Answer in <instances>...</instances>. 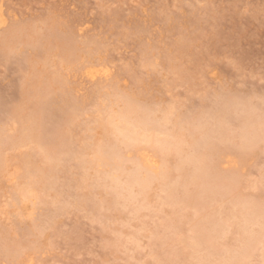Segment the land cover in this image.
<instances>
[{"label":"rangeland","instance_id":"374dc122","mask_svg":"<svg viewBox=\"0 0 264 264\" xmlns=\"http://www.w3.org/2000/svg\"><path fill=\"white\" fill-rule=\"evenodd\" d=\"M59 44L76 50L64 52L74 63L62 62ZM114 91L136 97L179 153L146 199L110 208V178L81 162L91 158L85 143L111 146L101 123ZM29 118L39 128L14 145ZM254 119L264 122V0H0L1 147L11 156L0 177V264H264V136L241 146ZM60 136L47 202H15V158L30 154L44 171V146Z\"/></svg>","mask_w":264,"mask_h":264},{"label":"bare ground","instance_id":"6f19581e","mask_svg":"<svg viewBox=\"0 0 264 264\" xmlns=\"http://www.w3.org/2000/svg\"><path fill=\"white\" fill-rule=\"evenodd\" d=\"M2 25V24H1ZM27 30V29H26ZM24 33V32H23ZM18 34L15 33L13 37H16ZM19 38V37H18ZM61 41V40H60ZM64 42V41H63ZM66 42V41H65ZM69 42V41H67ZM8 43V42H7ZM62 44V43H61ZM68 44V43H66ZM75 45V44H74ZM59 50H60V53H59V56L60 58L62 59V62L64 63H74L72 62V58H70V52H66V49L70 48L71 50V47H67L65 49V51L63 52V45H57ZM65 46V45H64ZM76 47V46H75ZM57 48V47H56ZM58 50V52H59ZM69 50V49H68ZM71 51H74L73 49ZM76 52V50L74 51V53ZM64 53V54H63ZM58 56V57H59ZM72 57V56H71ZM71 59V60H70ZM74 59V58H73ZM61 61V60H60ZM81 61V60H80ZM83 61V60H82ZM61 62V63H62ZM65 65V64H64ZM40 67V66H39ZM69 67V66H68ZM43 69V67H40ZM67 68V67H66ZM42 72V70H41ZM37 73V72H36ZM33 75V74H32ZM37 75V74H36ZM39 76V75H38ZM41 76V75H40ZM94 77V74L92 75ZM57 76H55L56 78ZM33 78V77H32ZM53 79V78H52ZM58 79V78H56ZM54 80L55 82L57 80ZM38 80V79H37ZM59 80V79H58ZM36 81V79H35ZM53 81V80H52ZM35 83V82H34ZM33 84V83H32ZM53 84V82H52ZM56 84V83H55ZM53 84V85H55ZM51 86V85H50ZM123 90V89H122ZM116 91L112 92V94L114 93L115 94ZM118 92H116L115 94V97L117 96L118 98L116 99H119V100H109L110 102V106L108 104V110L106 109L104 111L103 109V113L106 112L105 114H107L106 116V119L101 123V125L104 126L105 128V132H107L109 135H112V137L114 138H111V146H108L109 149H106L105 146H104V142L101 143V142H97V141H94L93 142H88V143H85L88 144L87 147H84V155L85 153H88L91 158L89 159L88 157V160H83V162H81L82 160H80L81 165H83L82 167H84V169H88V171L91 169H93V172L95 171L96 173H94V175L91 174V177L92 176H95L97 173H101V177L100 176H96V178L99 179H105L106 177L110 178V182L108 183V186L109 188H114L116 189L115 191V196L112 198L110 197V199H112L111 201L107 200V207H110L112 208L111 206L113 204H119L120 202L123 203V205H125L126 207H128L127 205H129V203H131L132 201H134L136 199V201L138 200L137 198H140L141 196V201L142 199H146L147 197V194H150L148 192L151 185L154 183V181H162V182H166V180H168V177H169V173H170V169H167V161L169 160V156L172 154L171 152H175V150L173 149V151H171L170 149L172 148V146L175 144V138L174 136L176 135H170L169 134V137L172 136L174 138V140H171L168 138V135H167V138L165 139H162L160 137V134L163 135L164 133L163 132H160L158 129H155V124L158 123V121L156 123H154V119H148L147 118V114L145 113H141L140 112V109H138V101L134 98V96L129 95L127 93H124L123 94H117ZM103 93H101L102 95ZM109 95V93H106ZM113 94V95H114ZM105 95V94H103ZM107 95V96H108ZM134 95H136V93H134ZM110 97H111V94H110ZM109 97V98H110ZM113 98V97H112ZM108 99V98H107ZM106 99V100H107ZM119 101V102H118ZM121 103L122 102V107H118L120 109H117V111L113 110V106H117L116 103ZM137 102V103H136ZM120 105V104H119ZM120 105V106H121ZM102 107V106H100ZM98 107V108H100ZM222 107V106H221ZM117 108V107H116ZM102 110V109H101ZM100 110V111H101ZM227 110V109H226ZM99 111V112H100ZM226 113V112H225ZM102 114V113H101ZM168 115V114H167ZM225 115V114H224ZM71 117H69V120H70ZM104 118H105V115H104ZM253 119V118H252ZM259 119V118H258ZM258 119H254V120H251V121H248L244 127H243V132L241 134V137H242V142H241V146H248L249 147V150H250V147H252L254 149V146L256 144V142L258 140H260L261 138H263L264 136V122H260V121H257ZM34 119L33 118H29V120L27 119L23 125L21 126V128L19 129V131L17 132V135L12 139H13V144L15 145L16 142H21L23 137L25 135H28L30 134V132L32 134H34L35 132V127L39 128V126L36 124H34ZM156 120V119H155ZM161 120V119H160ZM200 120V119H199ZM101 121V120H100ZM166 121V118L165 120ZM224 121V119H223ZM160 122V121H159ZM222 122V121H221ZM164 124V122H162ZM224 123V122H223ZM159 125V124H158ZM162 125V124H161ZM160 127H163V126H160L159 125V128ZM36 128V129H37ZM91 131V128L88 129V131ZM223 133V132H221ZM59 134V133H58ZM205 134V133H204ZM225 134V133H224ZM231 134V133H230ZM201 136V135H200ZM62 136L59 137L58 139V143L57 144H48L46 143V145L44 146L45 149H46V153L45 155L43 156V159L46 161L47 164L51 163V165H49L50 167L47 168L46 170H41V168L39 167V164H37L35 162V160L33 159L32 155L30 154H25V156H18L17 159L19 162V165L21 167H23V172L21 173V177L19 178H22V180H20L19 182V179H18V183H20V185L18 184L17 185V188L16 186L13 188V191H14V195H15V192H16V195H19V196H14V201H21V203L23 201H30L31 204L32 202H34L35 199H38L39 201H41L42 203H45L47 202V198L46 197H49L50 194V185H49V182L52 181L50 179L54 178L55 177V168H56V163H55V166L53 165L54 161H55V153L58 152V150L62 147H65L66 143L64 141L63 138H61ZM109 137V136H108ZM111 137V136H110ZM109 137V138H110ZM164 137V135H163ZM226 137V136H225ZM90 139H92V137L90 136L89 137ZM108 138V139H109ZM201 138V137H200ZM203 138V137H202ZM224 138V137H223ZM231 139V138H230ZM228 140V139H227ZM105 142H109L108 140L105 141ZM233 142V141H232ZM3 143V138H2V134L0 132V177L2 175L3 172H5L6 168H7V164H9L10 162V158H6L4 155H3V152H2V145ZM231 143V142H230ZM108 144V143H107ZM142 144H145V145H150V147H148L150 150H148L149 152H147L146 149L142 148L141 145ZM177 144V143H176ZM225 144V142H224ZM228 144V143H227ZM12 145V146H14ZM109 145V144H108ZM258 145V144H257ZM11 146V147H12ZM174 147V146H173ZM244 147V148H245ZM216 148V147H215ZM212 151L214 150V148H211ZM220 150L219 153L221 152H224L225 150H223L222 148H218ZM229 149V148H228ZM243 149V148H241ZM217 151V152H218ZM207 152L209 153V151H206V154L202 155L201 157L199 156V159L196 160L195 159V162L197 164V167H196V170L199 171L197 174H202L205 173L207 167H209V162H206V156H207ZM216 152V149L214 150V153ZM177 153H179V151L177 150V152H175V154L173 155H176ZM212 152V154H214ZM87 154V155H88ZM210 154V153H209ZM250 154V153H249ZM217 155V154H216ZM238 156V154H236ZM86 156V155H85ZM214 156V155H213ZM154 157L156 158H160L162 161L161 162H158V166H157V163L153 160L155 159ZM239 160L241 159V161L243 160V156L240 154L239 156ZM172 158V157H171ZM14 159V158H13ZM128 159V160H132L133 161V166H132V169H128V168H125V161ZM189 159V157H188ZM15 162V160H13ZM132 161L130 162L132 164ZM182 161V160H181ZM188 161V160H187ZM189 162V161H188ZM18 164V163H17ZM211 164V163H210ZM166 165V166H165ZM212 165V164H211ZM176 169H177V172L182 170V171H185V168L183 166V164H178L176 165ZM215 167V166H214ZM90 168V169H89ZM172 170V169H171ZM181 171V172H182ZM187 171H188V168H187ZM216 172H219V171H216ZM7 173V172H6ZM87 173V172H86ZM90 173V172H89ZM223 173V172H222ZM221 172L217 173V176H224ZM46 175L43 177V175ZM84 174V177H87L85 173ZM88 174V173H87ZM97 174V175H98ZM182 174V173H181ZM203 175V174H202ZM226 175V178L227 177V174L225 173ZM48 177V179L45 180V178ZM187 174L185 175V177L183 176H180L181 178L183 177V179L180 178V180H184V182H182L181 184L183 185L184 184H188L189 180L185 183V178H186ZM17 177V176H16ZM83 177V178H84ZM56 178V177H55ZM54 178V179H55ZM107 178V179H108ZM159 178L163 179L164 180H159ZM195 178V177H194ZM218 178V177H217ZM225 178V177H224ZM187 179V178H186ZM201 179V178H200ZM231 179V178H230ZM235 179V178H234ZM81 180V178H80ZM85 180V179H84ZM83 180V181H84ZM87 182L89 181V179H86ZM17 181V180H16ZM49 181V182H48ZM201 181V180H200ZM204 181V180H203ZM216 181V180H215ZM221 181V179H220ZM1 182V180H0ZM15 182V181H14ZM82 182V181H81ZM90 182V181H89ZM88 182V183H89ZM95 182V181H94ZM107 182V181H106ZM161 182V183H162ZM164 182V183H165ZM181 182V181H180ZM236 182V181H235ZM53 183V182H52ZM83 183V182H82ZM103 183V182H100V184ZM180 184V186H181ZM232 184V183H231ZM105 187L106 185L103 184ZM87 186V185H86ZM161 186H165V188H167L166 186L168 185H163V183L161 184ZM160 186V187H161ZM96 187V186H95ZM200 187V186H199ZM209 187V186H207ZM80 188V187H79ZM137 189V194H135L133 192L134 189ZM159 188V187H158ZM175 188V187H174ZM16 189V190H14ZM52 189V188H51ZM178 189V188H177ZM209 189V188H208ZM106 190V189H105ZM152 190V189H151ZM162 190H164L162 188ZM169 190V188H168ZM173 188H170L169 190V195L171 196V194L173 193ZM49 191V192H48ZM102 191V190H101ZM231 191V190H230ZM166 192H167V189H166ZM235 192V191H234ZM93 193V192H92ZM112 193V192H111ZM114 193V192H113ZM135 194V195H132V194ZM176 193V192H175ZM205 193V192H203ZM57 194V193H56ZM109 195V193H107ZM60 195V194H58ZM113 195V194H112ZM168 195V196H169ZM189 195V194H188ZM78 196V195H77ZM19 197V198H17ZM45 197V198H44ZM56 197V196H55ZM150 196H148L149 198ZM237 197V196H236ZM88 198V197H87ZM104 198V197H103ZM158 198V197H156ZM167 199V198H166ZM106 200V199H105ZM102 201V200H101ZM140 201V200H139ZM138 201V202H139ZM147 201V200H145ZM135 202V201H134ZM185 202V201H184ZM251 202V201H250ZM88 203V202H87ZM97 203V202H96ZM140 203V202H139ZM169 203V201H168ZM187 203V202H186ZM23 204V203H22ZM30 204V203H29ZM30 206L34 207V204ZM132 204V203H131ZM173 204V203H172ZM13 206V209L16 210V214H17V210L19 211V209H16L15 208V205L14 203L12 204ZM20 205V204H18ZM104 205V204H103ZM250 205V204H249ZM123 206V207H125ZM130 206V205H129ZM135 206V205H134ZM172 206V205H171ZM32 207V208H33ZM122 207V208H123ZM148 207V206H147ZM11 208V207H10ZM106 208V207H105ZM174 208V207H173ZM102 209V208H101ZM13 210V211H15ZM21 210V209H20ZM35 210V209H34ZM103 211V210H102ZM138 211V210H137ZM247 211V209H246ZM258 211V210H257ZM32 212V210L30 211ZM250 212V211H249ZM20 214V213H19ZM104 214V213H103ZM106 214V213H105ZM112 214V213H110ZM117 214V213H116ZM120 214V213H119ZM213 214V213H212ZM97 215V213H96ZM115 215V214H114ZM207 215V214H206ZM238 215V214H237ZM100 216V215H99ZM109 217V216H108ZM31 221V220H30ZM34 221V220H33ZM37 223V222H36ZM32 224V223H31ZM36 224L33 225V227L35 226ZM168 226V224H166ZM38 226V225H37ZM32 227H30L31 229ZM32 230V229H31ZM34 230V229H33ZM38 231V230H36ZM31 232V231H30ZM33 232V231H32ZM35 233V232H34ZM33 234V233H31ZM30 234V235H31ZM28 235V234H27ZM201 240L202 241H211L209 238H205L203 236H201ZM252 237V236H251ZM250 237V238H251ZM248 238V237H247ZM34 239V238H33ZM196 239V238H195ZM212 239V238H211ZM35 240V239H34ZM248 240V239H247ZM213 242V240H212ZM250 242V243H249ZM258 242L257 239H253V240H250L247 242V244L244 242V244L246 245V249H248V243L251 245L250 246V251H252L255 246H256V243ZM211 243V242H209ZM208 243V244H209ZM206 244V243H205ZM161 245V244H159ZM244 245V246H245ZM10 246V245H9ZM8 246V247H9ZM18 246V245H17ZM162 246V245H161ZM13 247V246H12ZM12 249V248H11ZM244 249V248H243ZM16 250V249H15ZM14 250V251H15ZM255 250V249H254ZM6 251V250H5ZM11 251V250H10ZM247 250H245L246 252ZM231 253V252H230ZM247 253V252H246ZM231 255V254H230ZM234 257V256H233ZM231 258V256L229 257ZM229 258H227L229 260ZM231 260V259H230ZM229 260V261H230Z\"/></svg>","mask_w":264,"mask_h":264}]
</instances>
